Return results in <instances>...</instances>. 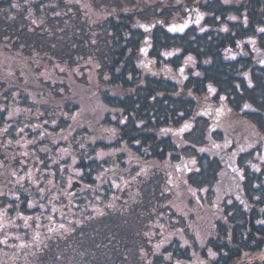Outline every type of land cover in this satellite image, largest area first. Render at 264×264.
I'll list each match as a JSON object with an SVG mask.
<instances>
[{
  "label": "trees",
  "instance_id": "trees-1",
  "mask_svg": "<svg viewBox=\"0 0 264 264\" xmlns=\"http://www.w3.org/2000/svg\"><path fill=\"white\" fill-rule=\"evenodd\" d=\"M258 50L264 0H0V201L39 171L30 136L67 149L41 158L59 206L72 208L60 162L81 173L68 189L99 190L93 213L16 264H264V163L242 180L228 169L264 150Z\"/></svg>",
  "mask_w": 264,
  "mask_h": 264
},
{
  "label": "rangeland",
  "instance_id": "rangeland-1",
  "mask_svg": "<svg viewBox=\"0 0 264 264\" xmlns=\"http://www.w3.org/2000/svg\"><path fill=\"white\" fill-rule=\"evenodd\" d=\"M256 58L259 62L263 61L264 63V53H261V51H257ZM223 104H225L224 99L221 98V103L216 105V107L220 109L219 113L226 117L229 116L230 120L233 119L234 114L229 112L226 107L223 106ZM212 112H214V110H212ZM20 121H23V119H20ZM39 125L40 123H38V125L35 124V127H40ZM191 127L192 125L189 124V126H187L185 129L179 128L171 132V135L174 136L175 140L183 139L184 134L187 133ZM216 127L219 128L217 125ZM28 130L32 132L31 127ZM48 136L51 135H47L45 137L43 136V139L42 136L36 138L30 136L31 138L29 137L27 141H23L25 148L30 147V149H33L38 160H40L39 164H37L39 171L28 170V172L25 174H14L15 185L10 186V188L7 187L3 192V196L6 197L7 201H0V211L3 210V213H6L5 215L2 213L0 218V264H16L17 262L22 261L29 250L31 251L33 248L39 249L41 244L48 238L64 236L65 233L69 232L71 230L73 219L79 214H91L95 209L93 206L88 205H91L92 199H97L96 193H98L99 190L94 193L92 189H85V187L74 189V192L71 193L68 198H66V203L67 200H72L70 203L72 205L71 211H69V209L66 211L62 210L63 207H65L63 202L60 204V206H57L58 211L54 212L52 209V207L55 208L54 205L48 204L47 200V198L50 197H52L54 200H57L55 196L57 192L54 190H51L50 192L47 191L45 200L42 199L41 196L44 190L41 182L44 179V175L49 173V170L43 168V166L46 165V162L43 164L41 160L42 156L49 155L50 158L52 157L51 163L55 165L58 162V159H64L68 155L67 149L65 148H62L59 153L53 152V147L47 142L49 140ZM53 142H56V140H53ZM219 144V147H222L223 143ZM263 151L264 150L254 151L250 156H247L242 160V165L237 163V156H233L231 163L228 164V169L234 170V172L239 175L240 180L243 179L245 170L250 172H261V165L264 163ZM22 154L25 157L32 155V153L25 150L22 151ZM100 156L104 157L105 155L104 153H100ZM59 164L58 171L62 175V178H64L63 175L66 174H68V176L70 175L71 177V179L65 182L63 190H61V193L64 195L73 182L72 180L77 181L78 176H80L81 173L80 171L72 168L70 164H65L63 162H60ZM182 166L185 171L192 169L194 170L196 168L195 162L192 158L188 160L185 158ZM0 172V174L4 176L6 172H8L6 169L3 170L1 163ZM222 174L223 170L219 172L220 176H222ZM34 175L36 176L34 177ZM61 181L63 180L61 179ZM8 183L11 185L10 181ZM17 183L18 186L16 185ZM252 184L254 187L257 185L255 182ZM9 189L12 190V193ZM13 190L19 194L20 198L18 200H14L12 197ZM202 192L205 193L204 190ZM229 195L230 193L226 191L225 184H217L214 186V201L217 202V205L222 206L225 203L231 204L232 199L228 197L226 199V197H224ZM21 196L27 198L26 207L24 208L25 210H17L18 207L23 205L22 201H20ZM89 202L90 204H88ZM10 210L13 212L10 213ZM40 215H44V218L40 219ZM19 222L20 224H23V227L19 225ZM253 260L254 259L248 258L246 259V262H253Z\"/></svg>",
  "mask_w": 264,
  "mask_h": 264
},
{
  "label": "flooded vegetation",
  "instance_id": "flooded-vegetation-1",
  "mask_svg": "<svg viewBox=\"0 0 264 264\" xmlns=\"http://www.w3.org/2000/svg\"><path fill=\"white\" fill-rule=\"evenodd\" d=\"M47 191H48V190H46V191L42 194V196H41L42 199H45V197H46L45 195H46ZM73 192H74V190L72 191L71 188L68 189V190L66 191V193L64 194L63 199L68 198V196H69L71 193H73ZM47 200H48V204H50V205H54L55 208L52 207V209L54 210V212H57V211H58L57 206H58V204H59L58 202H60V201H58V200H54L52 197L47 198ZM62 210L66 211V210H67V207H63ZM39 217H40V219H43V218H44V215H40Z\"/></svg>",
  "mask_w": 264,
  "mask_h": 264
},
{
  "label": "water",
  "instance_id": "water-1",
  "mask_svg": "<svg viewBox=\"0 0 264 264\" xmlns=\"http://www.w3.org/2000/svg\"><path fill=\"white\" fill-rule=\"evenodd\" d=\"M76 187V183H73L71 186V190H73Z\"/></svg>",
  "mask_w": 264,
  "mask_h": 264
}]
</instances>
